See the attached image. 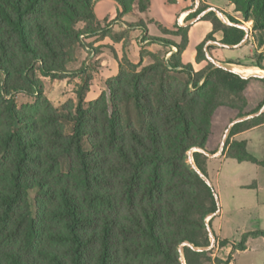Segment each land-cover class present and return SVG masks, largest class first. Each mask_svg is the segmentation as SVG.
Segmentation results:
<instances>
[{
  "label": "trees",
  "instance_id": "16d2710c",
  "mask_svg": "<svg viewBox=\"0 0 264 264\" xmlns=\"http://www.w3.org/2000/svg\"><path fill=\"white\" fill-rule=\"evenodd\" d=\"M101 1L0 0V264H181L182 244L209 245L205 220L218 210L214 188L187 164V154L195 148L215 154L230 123L263 107L264 97L252 108L247 93L263 79H244L210 62L197 73L183 65L190 27H178L184 35L169 63L140 72L119 68L91 103L85 78L76 103L57 110L37 74L67 75L81 36L99 25ZM109 1L123 15L150 12V0ZM227 1L252 22L263 48L264 0ZM213 17L203 19L213 31L197 46L196 64L205 61L203 48L216 33L231 46L245 35ZM17 93L36 98L34 115L17 109ZM261 125L264 114L235 125L224 156L264 168V157L250 155L246 141L232 140ZM193 158L206 176V156ZM250 237L264 238V231L244 235L225 260L184 248L186 263L230 264Z\"/></svg>",
  "mask_w": 264,
  "mask_h": 264
},
{
  "label": "rangeland",
  "instance_id": "374dc122",
  "mask_svg": "<svg viewBox=\"0 0 264 264\" xmlns=\"http://www.w3.org/2000/svg\"><path fill=\"white\" fill-rule=\"evenodd\" d=\"M216 1L220 5L223 3L221 9H214L222 17L219 18L212 11L209 13H213L223 26H227L225 23L229 24L227 27L244 26L249 31L248 40L243 42L242 49L232 54L233 59L238 60L225 63L214 57V54L217 55L222 50L220 46L216 45L220 41L215 38L209 40L202 51L205 61L202 62L201 69L195 71L192 66L193 71L197 73L208 68L209 61L206 58V53H209L215 60L238 72L241 68H258L257 72L248 76L255 75L250 78L264 80V47L258 48L256 45L253 38L252 22L245 21L243 15L236 13L234 6L233 9H230L224 5L227 0ZM150 2L149 14H141L137 8H134L131 14L123 15L119 6L113 1H102L97 6L95 12L100 19H97L99 25L94 26L92 32L81 36L80 43L73 53V61L67 65V75L61 79H50L37 74V79L42 85L43 95L54 108L60 110L69 102L76 103L75 93L82 86V81L85 78L90 84L86 102L91 103L102 95L106 89V83L118 75L119 68L126 72H140L156 61L169 63L171 56L176 55L175 46L182 43V36L184 35L183 32H178L177 28L187 29L191 27L205 12L212 9L208 5L210 0H185V7L176 15L175 22L167 26L171 23L176 10L171 4L173 0H150ZM207 15L203 16L201 20L207 18ZM231 20L238 22V24L232 23ZM77 29L86 30V25L79 23ZM207 30L208 26L203 24L193 31L191 46L184 54V61L187 64H193L195 45ZM243 32L245 35L242 40L247 38L246 32L244 30ZM213 69H215L214 66ZM3 79V75L0 74V87ZM263 86L259 82L250 84L247 93L250 94L248 96L251 97L249 102L252 108L262 101L264 97ZM12 99L17 109H25L32 115L35 114L36 111H33V108L36 98L34 96L17 93L13 94ZM257 118L239 124L248 123ZM226 132L222 131L217 152L211 156L218 154ZM228 136L229 133L225 147ZM244 138L248 141L249 154L257 159L261 158L264 155V128L253 131ZM225 152L226 149L224 148L221 157L224 156ZM194 153L196 152L191 150L187 154V164L191 168L193 164L195 165ZM221 157L208 161L205 168L206 176L218 196L221 212L220 216L218 214L212 219L211 229L217 236L222 234V239L239 244L244 235L264 231V204H260V200H264V168L252 163H238L235 160ZM256 186L257 188H255ZM208 239L209 245L205 248L210 247L209 235ZM250 239L248 240V251L237 253L234 264H264V238L250 237ZM216 248L217 241H215L214 247L206 252H213L214 254ZM182 252L185 258L184 249Z\"/></svg>",
  "mask_w": 264,
  "mask_h": 264
},
{
  "label": "crops",
  "instance_id": "0c3cea01",
  "mask_svg": "<svg viewBox=\"0 0 264 264\" xmlns=\"http://www.w3.org/2000/svg\"><path fill=\"white\" fill-rule=\"evenodd\" d=\"M104 1H109V0H104ZM102 2V1H101ZM99 2L96 6H95V11H96V8L97 6L101 3ZM169 3V2H168ZM175 8V12L173 14V17L171 19V23H169L167 26H170L172 25L174 22H175V17L178 13H180V11L185 7V0H173V3H171ZM208 5L212 8V9H221V5H223V3L220 5L216 0H210V2L208 3ZM224 5L230 7V9H233V5L230 4L229 1H226V3H224ZM151 8V6H150ZM95 15H96V12H95ZM96 18L98 20H100L98 18V16L96 15ZM203 24H206L208 26V30L207 32L201 37V39H199V41L196 43L195 45V52H194V55H193V58H192V61H193V64H187L185 61H184V54L186 53L188 47L191 46V40H192V33L193 31L203 25ZM213 31V25H212V22L211 21H208V20H199L197 21L194 25H192L189 29V32H188V40H189V43H188V47L186 49V51L183 53L182 57H181V61H182V64L183 65H192L195 69V71H198L201 69L202 67V63L201 64H196L195 63V57H196V48L198 45H200L204 40L205 38L207 37V35H209L211 32ZM217 41H221L222 40V33L221 32H218L216 33L214 36H213ZM217 43H220V42H217ZM243 47H238V48H232V47H228V48H222V50L219 51V53L216 55L214 54V57L217 58L218 60L222 61V62H231V61H236L238 59H233L232 57V54L235 52V51H238L240 49H242ZM245 48V47H244ZM216 60V61H218ZM220 61H218L219 63H221ZM222 64V63H221ZM224 65V64H222ZM225 66V65H224ZM252 68V67H251ZM254 68V67H253ZM264 128V125H261L259 127H256V128H253V129H250L248 131H245V132H242V133H239L237 135H235L234 137H232V140H237V141H246L247 142V150L249 148L248 146V141L244 138L246 135H248L249 133L253 132V131H256V130H260V129H263ZM226 132V131H225ZM225 135V133H224ZM224 137V136H223ZM264 155L259 158L258 160H261L263 159ZM207 158V161H206V164L208 161L210 160H213V159H220V158ZM221 158H226L225 156L221 157ZM257 159V158H256ZM237 162V161H236ZM212 184V183H211ZM213 187V185H212ZM246 187V186H244ZM251 188H254V187H251ZM257 188V186L255 187ZM260 204H264V200H260ZM219 210H220V206H219ZM221 215V212L219 211V216ZM220 232L222 233V229L220 227ZM215 236V239L217 241V248L215 249V252L214 254L212 255V258H220L222 260H225L226 257L228 256V254L231 252V246H235V245H238L236 243H231L229 242L228 240H224L221 238L222 234H219L218 236L216 234H214ZM248 240H251L250 238ZM247 240V243H246V250L243 251V252H246L248 251V244H249V241ZM222 241H227L229 243V245L223 249H220L218 244L219 242H222ZM239 253V252H236L232 257H233V260L231 261L230 264H234V260H235V255Z\"/></svg>",
  "mask_w": 264,
  "mask_h": 264
},
{
  "label": "water",
  "instance_id": "95a60500",
  "mask_svg": "<svg viewBox=\"0 0 264 264\" xmlns=\"http://www.w3.org/2000/svg\"><path fill=\"white\" fill-rule=\"evenodd\" d=\"M214 12V13H216V15L219 17V18H221L222 16H221V14L219 13V12H217L216 10H214V9H210V10H208L207 12H205L204 14H203V16H205V15H207L209 12ZM202 16V17H203ZM202 17H200V19L199 20H201V18ZM198 20V21H199ZM227 26L229 25L228 23H225ZM234 27H237V28H239V29H241V30H244L245 32H246V35H247V38H245L244 40H242L241 41V43L239 44V45H237V46H233L232 48H238V47H240V46H242V44H243V42H245L246 40H248V35H249V31L244 27V26H242V25H235ZM216 45H218V46H220V47H222V48H228V47H230V46H227V45H224V44H221V43H217ZM206 58H207V60L214 66V68L215 69H222V70H225V71H227V72H229V73H232V74H234V75H237V76H240V77H242V78H244V79H247L246 77H244V76H242L237 70H234V69H232V68H228V67H226V66H224V65H222L221 63H219L218 61H216L212 56H211V54H209V53H206ZM264 113V106L257 112V113H255V114H253V115H250V116H247V117H243V118H239V119H236V120H234L231 124H230V126H229V129H228V131L226 132V134H225V136H224V138H223V141H222V143H221V146H220V148H219V151H218V154L217 155H214V156H211V155H209L208 153H206L203 149H201V148H195V149H193L192 151H194V152H196V153H200V154H203L204 156H206V157H208V158H219V157H221L222 156V154H223V152H224V148H225V141H226V138H227V134L229 133V130L233 127V126H235V125H237V124H239V123H243V122H246V121H249V120H252V119H255V118H257V117H259V116H261L262 114ZM192 169H193V171L209 186V187H211L212 188V184H211V182L209 181V179L207 178V176H205L197 167H196V165H192ZM214 198H215V200H216V203H217V206H218V210L215 212V214H211V215H209V216H207V218H206V220H205V222H206V224H207V232H208V235H209V238H210V247L209 248H198V247H195V246H193V245H191L190 243H188V242H186V243H184V244H182L181 245V247H180V249H179V253H180V263L181 264H187L186 263V260H185V258H184V256H183V249L184 248H189V249H191L192 251H194V252H206V251H209V250H211L213 247H214V244H215V236H214V233H213V231H212V229H211V227H209L208 226V223L210 222V220H212L214 217H216L218 214H219V199H218V196L216 195V194H214Z\"/></svg>",
  "mask_w": 264,
  "mask_h": 264
},
{
  "label": "bare ground",
  "instance_id": "6f19581e",
  "mask_svg": "<svg viewBox=\"0 0 264 264\" xmlns=\"http://www.w3.org/2000/svg\"><path fill=\"white\" fill-rule=\"evenodd\" d=\"M258 69V68H257ZM256 68H251V67H246V68H241L240 70H239V73L242 75V76H244V77H246V78H249V77H251V76H255V75H251V76H248V75H250V74H253L254 72H257L258 70H257Z\"/></svg>",
  "mask_w": 264,
  "mask_h": 264
}]
</instances>
